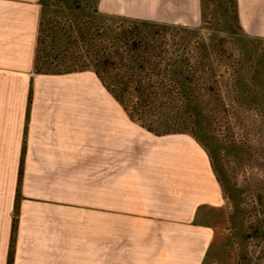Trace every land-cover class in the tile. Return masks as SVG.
I'll return each instance as SVG.
<instances>
[{
  "label": "crops",
  "instance_id": "1",
  "mask_svg": "<svg viewBox=\"0 0 264 264\" xmlns=\"http://www.w3.org/2000/svg\"><path fill=\"white\" fill-rule=\"evenodd\" d=\"M101 7L99 0V12ZM179 13L186 26L194 25L190 15ZM41 15L40 0H0V264H8L15 202L17 229L11 264H19L21 250L32 249V245H22L26 228L35 231L39 226V248L44 251L49 241L56 253L58 204H73L75 169H89V157L94 152L102 156L103 167L98 171L105 180L106 148L112 150L114 165L120 171L114 183L115 208L122 206L120 197L127 198L123 202L126 205L133 204L136 197L143 205L136 212L137 229L163 242L154 250L147 242L141 251L144 260L131 264H202L216 233L204 213L218 215L226 205L206 152L190 135L155 136L127 116L124 123L121 115L106 117V103L91 101L89 79L97 82L96 88L103 94L107 92L90 71L36 73L34 57ZM110 98L121 112V106ZM123 136L136 143L132 146L135 151L140 149L145 154L142 158L141 153L136 163L130 160L128 169L122 168V155L123 148L130 149L131 145L123 142ZM158 144L160 147L152 149ZM33 197H37L35 201L30 199ZM102 203L105 209L104 195L99 199ZM152 204L164 205L167 211L162 207L150 214ZM123 211L135 212L126 206ZM101 214H105L102 207ZM127 248L130 254L132 248ZM56 258L55 254L50 264H57Z\"/></svg>",
  "mask_w": 264,
  "mask_h": 264
},
{
  "label": "rangeland",
  "instance_id": "2",
  "mask_svg": "<svg viewBox=\"0 0 264 264\" xmlns=\"http://www.w3.org/2000/svg\"><path fill=\"white\" fill-rule=\"evenodd\" d=\"M204 2L207 6L206 14H204L207 22L204 24L201 21V15L199 16L201 0H102L100 12L98 11V15L94 19L97 24H106L112 29L116 28L123 20L146 21L166 26L160 31L159 36L169 42L173 38L179 37H193L192 41L195 40V37L204 41L212 37L222 42L224 45H222V49L225 52L224 58L214 62L219 76V83L215 84L219 109L217 106L209 105L207 110L212 115L213 121L210 130L205 124L203 125V133L207 134L204 138L207 139L208 137V139L217 142L215 153L224 168L225 179L231 186H244L250 188V193L263 195L264 0H235L236 19L233 16L234 9L232 10L230 0H204ZM182 11L192 17L189 20L195 21V23L189 27L197 28L199 31H196L198 32L189 33V35L180 32V28L186 27L183 19L178 17L179 12ZM176 20L177 23H169ZM236 71L240 75L238 84L234 83L232 77ZM89 81L91 101L97 103L104 101L106 103V117H119L121 115L122 122H126V114L123 109L120 112L119 106L111 101L110 95L108 93L103 94L101 90L96 88L95 83L97 82L93 78ZM237 89L244 91L246 96L257 93V98L253 99L247 96L237 100L234 93L237 92ZM133 134L130 135L132 139ZM140 135H142V131L139 128V148L143 147L139 141ZM130 137L123 136V142L131 145L130 149L123 148V169H128L126 165L130 163V160L134 159V163H136L142 156L145 158V154L140 152V149L135 151L132 148L136 145L132 139L131 143L125 139ZM157 147L160 145H154L152 149ZM106 149L105 180L101 179L103 173L98 171L103 167L102 156H97L96 152L93 153L95 149L91 148L90 151L93 154L89 157V169L79 168L75 169L74 172L73 204H58L59 233L56 253L53 251L55 246L49 241L46 243L47 247L44 251L39 248L40 237L36 234L39 226L35 231L34 228L32 230L26 228L22 245H32V249L31 251L21 250L19 252V264H50L51 261H54L55 254L57 264H102V260L105 261V264L140 263L141 259L144 260V254L141 251L147 242L150 244L149 249L151 250L163 244L160 238L152 235L147 236L144 230L137 229L136 212L138 209L140 211L143 205H139L136 197H134L135 202L133 201V204L128 203L127 205L123 203L127 198L120 197L122 198V206L118 205V210L115 208L114 183L115 177L120 171L119 166L114 165L112 150ZM237 154L250 158V164L249 162L246 164L244 160L238 158ZM118 159L119 157L116 161ZM21 179L22 169L19 170L18 174L19 183ZM245 191L241 194L242 204L250 208L253 199L251 194ZM103 195L105 196V209H103V203L102 205L99 204V199L101 200ZM19 196H21L20 193ZM36 198L30 199L35 201ZM18 199L20 200L18 197L16 201ZM125 206L128 210L132 207L135 212L123 211L121 213L120 210ZM101 207L102 212H105L104 215L101 214ZM150 207V214H153L155 210L160 211L162 207L165 210L168 208L160 204H152ZM257 207L264 208L260 204H257ZM14 209L13 221L16 219L17 226L18 205L16 202ZM223 211L218 215L211 213L210 216L204 213L208 218L210 217L208 222L215 225L216 233L208 246L202 264H264V232L261 234L259 232L254 233L255 236L253 237L244 235L245 251L241 254V237L235 234L231 235L227 225L229 211L227 204ZM248 215L246 214V218ZM16 229L12 228L10 238V242L13 241L14 244ZM150 232L152 233V230ZM0 241H3L1 236ZM127 246L132 248L130 254L127 252L129 249ZM2 252L0 250V257ZM130 259L131 262H129ZM0 261L2 263V257Z\"/></svg>",
  "mask_w": 264,
  "mask_h": 264
},
{
  "label": "trees",
  "instance_id": "3",
  "mask_svg": "<svg viewBox=\"0 0 264 264\" xmlns=\"http://www.w3.org/2000/svg\"><path fill=\"white\" fill-rule=\"evenodd\" d=\"M230 2L236 19V2ZM98 3L99 0H40L42 15L35 72L60 75L90 71L129 120L140 128L155 136L187 133L193 137L209 158L223 199L229 206L230 234L241 237L242 254L243 236L253 237L254 233L264 232V208L257 207V204L264 206V193H250V188L231 186L215 153L217 142L204 138L207 134L203 133V125L210 130L213 121L207 109L211 104L219 107L215 88L219 76L214 62L224 58L222 42L212 37L205 41L198 37L193 41V37H179L169 42L159 36L166 26L146 21L123 20L112 29L95 22ZM206 10L201 0L203 24L207 22ZM179 30L187 35L199 31L189 26ZM232 77L234 83L240 82L237 71ZM234 93L237 100L247 96L257 98V93L246 96L238 89ZM237 155L250 164V158ZM19 187L18 182L17 193ZM244 191L253 199L250 208L242 204ZM246 214H249L247 218ZM15 220L13 229H16ZM13 248L11 241L8 264L12 261Z\"/></svg>",
  "mask_w": 264,
  "mask_h": 264
}]
</instances>
